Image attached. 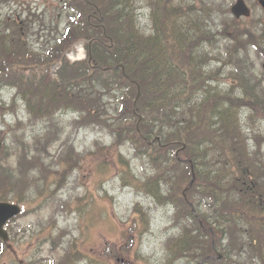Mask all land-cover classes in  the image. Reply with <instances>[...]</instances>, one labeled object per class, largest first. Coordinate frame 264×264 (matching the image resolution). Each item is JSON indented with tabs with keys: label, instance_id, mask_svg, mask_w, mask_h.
<instances>
[{
	"label": "trees",
	"instance_id": "trees-1",
	"mask_svg": "<svg viewBox=\"0 0 264 264\" xmlns=\"http://www.w3.org/2000/svg\"><path fill=\"white\" fill-rule=\"evenodd\" d=\"M138 4L137 0H61L59 13L48 21L44 14L31 10H15L0 17V93L4 89L16 91L15 98L22 99L31 125L42 124L40 130H33V145L15 135L11 146L0 152V170L4 174L0 201L20 205L42 202L53 194L52 185L65 183L74 170L87 168L94 172L93 169L102 168L103 176H107L120 168L131 184L141 185L147 195L160 197L162 204L169 202L175 207V224H184V235L179 241L185 240L187 254L196 251L202 258L227 241L225 248L221 247L226 256L243 259L250 250L253 253L248 264H260L256 239L246 240L245 235L246 229L259 234L264 205L245 191L238 192L237 197L224 193L242 187L237 172L246 169L240 158L245 146L243 132L236 114L230 112L235 110V104L220 103L225 97L209 87L204 96L198 95L205 79L196 77L202 67L197 65L192 45L204 38V34L198 38L196 33V20L202 23L204 18L196 19L192 9L185 14L184 8L173 0H152L150 4L146 2L151 6L150 23L142 25ZM35 36L40 50L33 46ZM78 41H92L91 64L89 58L77 64L66 61L64 54ZM228 58L227 63L234 61L232 55ZM234 58V65L242 70L237 56ZM56 62L60 63L59 74L53 77L50 71ZM103 68L112 70L105 72ZM137 86L142 92L136 108L143 117L141 134L148 140L160 136L163 148L150 149L138 134L133 109ZM68 109L80 114L74 123L76 128L108 131L114 143L102 146L100 155L93 152L88 158L70 146L55 163L44 159L49 145L63 132L56 115ZM7 111L0 100V114ZM214 121L219 128H215ZM212 135L219 138L216 157L211 152ZM127 141L138 154L150 150L153 171L145 181L135 178L119 151V146ZM141 145L144 148L140 149ZM184 145L186 149L180 155L193 161L198 178L192 188L189 165H180L181 170L168 171L169 174L162 167L163 156ZM32 147L37 148L39 157L33 155ZM13 155L17 156L15 167L2 169V162ZM167 163L173 166L171 161ZM253 181L258 185L256 178ZM198 188L204 190L199 193L196 217L188 205H196ZM164 191L167 196L161 199ZM260 193L257 192L259 196ZM70 203L71 210L80 207ZM140 226L144 227L142 221ZM55 227L56 221H50L41 231L48 230L50 235ZM83 254L76 242H70L59 264H80Z\"/></svg>",
	"mask_w": 264,
	"mask_h": 264
},
{
	"label": "rangeland",
	"instance_id": "rangeland-1",
	"mask_svg": "<svg viewBox=\"0 0 264 264\" xmlns=\"http://www.w3.org/2000/svg\"><path fill=\"white\" fill-rule=\"evenodd\" d=\"M44 2V0H28V4L35 6ZM4 8L6 10V6ZM141 17L143 21L149 20V10H144V13H141ZM213 45L216 44L213 43ZM215 65L216 63L212 62L210 67H215ZM256 67V72H259L262 68L261 62L257 63ZM2 94L1 100L4 103H10L13 93L9 90L4 91ZM18 106H20L19 103L17 104ZM238 115L243 117L246 114L244 112L243 115L239 111ZM68 117L70 116H64L65 120ZM7 120L11 124L15 123L12 115L7 116ZM258 120L256 118L253 119V124L257 127L262 125ZM1 121L2 117L0 116V126H2ZM68 121L70 119L66 122ZM261 127L264 129L263 126ZM16 128L22 132L25 127L20 124ZM66 133L63 138L72 135L74 144L80 152L86 150L97 139L108 140L104 134L100 135L101 133L93 130L80 131L74 135L71 129L68 128ZM60 143L59 141L51 148L54 154H59L61 150ZM125 152L129 158L133 156L132 151H129V149L126 148ZM131 160L136 174L143 176L145 174L143 170L144 163L134 158ZM145 168L146 172L150 170L148 165H145ZM77 180L78 178L75 174L74 178L68 181L67 186L58 192V196L63 198L64 202L69 201L70 197L77 195L81 197L80 199L86 197L84 214L89 212L90 215L91 211L94 210L96 212L97 207H100L99 214H94V218L92 217L93 222L91 219V227L86 222V215L84 214L80 216V213H76L75 215L68 214V217L64 215L54 217V213L56 216L59 208H55L50 203L44 207L36 205L31 208L32 212L30 214L17 219L12 224V230L17 234L7 245L8 255L5 253L2 259L3 264H9V262L15 264H57L59 257L63 255V248L67 246L68 241H71L74 236V238L81 239L77 246L84 253L81 258L87 260L82 259L84 262L80 264H186L176 258L175 254L170 252L166 246L167 240L178 232V228L173 225V208L157 205L152 197L137 192L134 187L128 186V184L124 186L119 175H111L105 181L103 180L104 182H100L96 181L94 177H88L85 174L82 178L81 186L75 185ZM1 185L2 180L0 179ZM33 203L31 202L30 206ZM137 203H140L147 212V224L146 229L141 234L135 233L134 239L129 241L128 246H126L129 250H131L130 246H133L137 252V257H131L127 255L129 252L125 255L121 252V246L124 242L121 241V233L118 230L121 231L123 223L133 225V219L135 218L134 208ZM52 218H56L58 229L52 235H49L48 230L41 231L43 229L41 226ZM85 223L86 226H84ZM113 225L116 227L115 229ZM82 229H84V232H82ZM54 238H62V241L55 251H51L52 242L56 243L59 241L54 240ZM133 243L134 245H131ZM117 251L118 255H115ZM117 256L118 260L116 261L115 257L117 258ZM122 258L125 260L124 263Z\"/></svg>",
	"mask_w": 264,
	"mask_h": 264
},
{
	"label": "water",
	"instance_id": "water-1",
	"mask_svg": "<svg viewBox=\"0 0 264 264\" xmlns=\"http://www.w3.org/2000/svg\"><path fill=\"white\" fill-rule=\"evenodd\" d=\"M18 213H20V208L18 206L0 203V237L4 240H8V234L3 229L5 223Z\"/></svg>",
	"mask_w": 264,
	"mask_h": 264
},
{
	"label": "flooded vegetation",
	"instance_id": "flooded-vegetation-1",
	"mask_svg": "<svg viewBox=\"0 0 264 264\" xmlns=\"http://www.w3.org/2000/svg\"><path fill=\"white\" fill-rule=\"evenodd\" d=\"M251 9L253 18H257L256 23L264 24V7L261 5L262 0H245ZM262 26V25H261Z\"/></svg>",
	"mask_w": 264,
	"mask_h": 264
},
{
	"label": "bare ground",
	"instance_id": "bare-ground-1",
	"mask_svg": "<svg viewBox=\"0 0 264 264\" xmlns=\"http://www.w3.org/2000/svg\"><path fill=\"white\" fill-rule=\"evenodd\" d=\"M153 197L157 199V197H155V196H153Z\"/></svg>",
	"mask_w": 264,
	"mask_h": 264
}]
</instances>
